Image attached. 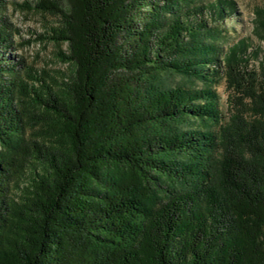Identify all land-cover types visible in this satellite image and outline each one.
<instances>
[{
    "label": "trees",
    "instance_id": "16d2710c",
    "mask_svg": "<svg viewBox=\"0 0 264 264\" xmlns=\"http://www.w3.org/2000/svg\"><path fill=\"white\" fill-rule=\"evenodd\" d=\"M45 1L57 75L4 54L0 0V264H264V55L226 45L235 1Z\"/></svg>",
    "mask_w": 264,
    "mask_h": 264
},
{
    "label": "rangeland",
    "instance_id": "374dc122",
    "mask_svg": "<svg viewBox=\"0 0 264 264\" xmlns=\"http://www.w3.org/2000/svg\"><path fill=\"white\" fill-rule=\"evenodd\" d=\"M6 1L8 8L5 17L14 28L18 29V32L14 36L13 47L4 54L25 61L35 71L47 72L52 75H57L59 71H66L68 66L62 63L56 54L58 48L65 51L66 46L65 44H56L50 39V36L59 27V15L53 12L52 5H49L45 0H27L32 4L30 9H27L14 7L10 4L12 1L20 2L21 0ZM50 1L63 8L66 7L65 0ZM234 1L237 14L231 19L227 18L224 23V27L228 31L226 45L247 39L250 44L260 47L262 55H264V40L257 41L253 32L254 9L264 6V0ZM37 3H40L39 6H35ZM249 65L256 67L258 62L252 60ZM178 79L179 77H172L171 81ZM226 85L225 79L222 78L216 89L220 96V107L227 119L233 93ZM245 101L249 103L248 100Z\"/></svg>",
    "mask_w": 264,
    "mask_h": 264
}]
</instances>
